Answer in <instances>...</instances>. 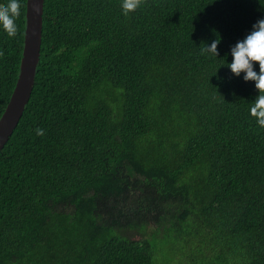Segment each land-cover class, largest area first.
<instances>
[{"label": "trees", "instance_id": "obj_1", "mask_svg": "<svg viewBox=\"0 0 264 264\" xmlns=\"http://www.w3.org/2000/svg\"><path fill=\"white\" fill-rule=\"evenodd\" d=\"M26 10L15 36L0 28V119ZM262 18L264 0H143L128 16L121 0H45L34 90L0 153V264H160L153 238L195 235L220 264H264L259 92L226 66ZM216 39L219 56L201 51Z\"/></svg>", "mask_w": 264, "mask_h": 264}, {"label": "clouds", "instance_id": "obj_2", "mask_svg": "<svg viewBox=\"0 0 264 264\" xmlns=\"http://www.w3.org/2000/svg\"><path fill=\"white\" fill-rule=\"evenodd\" d=\"M142 4L143 0H121L123 15L128 16L130 13L135 12ZM21 5L22 0H8L7 4L0 5V28L9 36L17 34L18 25L16 21L21 15ZM220 42V39H216L210 44L206 43V47L201 51L219 56L218 45ZM230 55L232 60L226 66L230 68L232 73L237 77L243 73L245 81L255 82L259 95L252 103L250 114L255 117L258 125L264 127V18L259 19L253 25L252 30L242 40L232 46ZM257 62L259 64V72L256 71ZM36 134L43 136L45 130L37 128Z\"/></svg>", "mask_w": 264, "mask_h": 264}, {"label": "water", "instance_id": "obj_3", "mask_svg": "<svg viewBox=\"0 0 264 264\" xmlns=\"http://www.w3.org/2000/svg\"><path fill=\"white\" fill-rule=\"evenodd\" d=\"M44 7L45 0H27L21 72L10 102L0 119V153L19 125L34 90L41 58Z\"/></svg>", "mask_w": 264, "mask_h": 264}, {"label": "rangeland", "instance_id": "obj_4", "mask_svg": "<svg viewBox=\"0 0 264 264\" xmlns=\"http://www.w3.org/2000/svg\"><path fill=\"white\" fill-rule=\"evenodd\" d=\"M63 207L61 206V209ZM153 231V228H148V238H152ZM123 234L135 240L142 239L141 235L130 230L125 231ZM189 242L190 244L185 243L184 247L181 240L171 236L164 239L153 238L151 243L153 245L154 261L157 258L160 264H220V260L217 259L218 254L208 253L207 249L211 247L208 240L195 235V238H191Z\"/></svg>", "mask_w": 264, "mask_h": 264}]
</instances>
